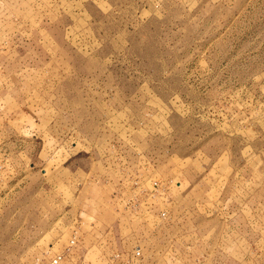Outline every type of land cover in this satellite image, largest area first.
Instances as JSON below:
<instances>
[{
  "label": "rangeland",
  "instance_id": "rangeland-1",
  "mask_svg": "<svg viewBox=\"0 0 264 264\" xmlns=\"http://www.w3.org/2000/svg\"><path fill=\"white\" fill-rule=\"evenodd\" d=\"M264 264V0H0V264Z\"/></svg>",
  "mask_w": 264,
  "mask_h": 264
},
{
  "label": "built area",
  "instance_id": "built-area-1",
  "mask_svg": "<svg viewBox=\"0 0 264 264\" xmlns=\"http://www.w3.org/2000/svg\"><path fill=\"white\" fill-rule=\"evenodd\" d=\"M61 257H59V258H56V259H54V261L52 262V264H57L58 263V259H60Z\"/></svg>",
  "mask_w": 264,
  "mask_h": 264
}]
</instances>
